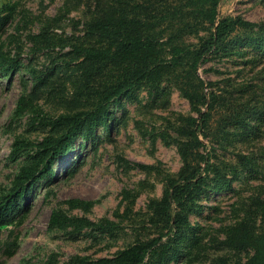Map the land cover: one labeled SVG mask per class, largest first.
<instances>
[{"label": "rangeland", "instance_id": "rangeland-1", "mask_svg": "<svg viewBox=\"0 0 264 264\" xmlns=\"http://www.w3.org/2000/svg\"><path fill=\"white\" fill-rule=\"evenodd\" d=\"M184 0H0V48L15 65L0 67V190L31 162L32 147L11 158L16 140L36 143L60 134L53 120L62 113L93 110L127 70L117 62L94 61L74 46L113 44L88 24L106 15L133 19L170 59L171 46L194 49L211 29L184 18L152 23ZM219 17L239 16L264 24V0H220ZM196 75L205 92L219 95L206 136L213 162L202 188L179 211L187 223L173 241L159 246L149 264H236L252 249L227 243L228 228L242 220L264 222V28L237 27L225 44L200 63ZM187 63L152 84L142 82L115 97L89 137L79 134L52 175L34 182L0 231V264H64L72 256L111 257L137 242L166 233L151 220L148 203L159 199L167 176L183 160L176 131L195 115L180 86L198 87ZM201 88V87H200ZM20 97L28 102L16 116ZM201 150V149H199ZM200 164L196 155L188 157ZM80 199L90 205L71 206ZM53 211L106 223L104 228L49 227ZM166 235L162 242H166Z\"/></svg>", "mask_w": 264, "mask_h": 264}, {"label": "trees", "instance_id": "trees-1", "mask_svg": "<svg viewBox=\"0 0 264 264\" xmlns=\"http://www.w3.org/2000/svg\"><path fill=\"white\" fill-rule=\"evenodd\" d=\"M220 0H184L174 6L168 13L152 23L158 25L162 20L184 18L188 23L209 28V36L200 38L194 49L182 46H171L170 59H165L162 50L157 47L151 34H143L132 19L124 16L106 15L104 18L88 24L90 33H99L113 44L102 47L74 46V52L81 53L86 59L94 61H113L127 66L120 80L112 84L103 99L93 110L77 113H62L53 124L62 129L60 134H48L38 142L16 140L12 144L11 158L17 157L27 147H32L31 162L19 168L15 179L8 189L0 190V231L11 221L15 210H19L25 192L31 185L44 177L52 175L53 165L57 159L68 153L73 141L82 134L89 137L99 125L107 111L108 103L115 97L125 94L130 88L142 82L158 83L170 70L187 63L188 68L196 75L197 67L206 61L208 55L221 48L230 34L237 28H264V24L250 22L239 16L219 17L217 6ZM15 65L14 60L6 56L0 48V67ZM198 86H180L182 96L188 101L195 115L185 118L184 124L176 131L187 137L177 142L178 152L183 160L182 167L175 175L167 176L159 199L148 203L151 220L163 222L166 233L147 241L137 242L111 257L91 259L87 256L74 255L64 264H149L148 258L157 254L158 247H167L172 241L171 234L187 223L180 208L194 199L195 194L205 184L211 173L221 175V171L213 162V148H207L200 136H206L210 111L219 95L214 90L205 92L204 81L196 75ZM201 87V88H200ZM28 102L20 97L15 115H20ZM201 149V150H199ZM196 155L200 164L193 165L188 157ZM71 206L90 205L91 202L80 199L68 201ZM106 223L92 221L86 217L68 216L61 211H53L48 219L49 227L72 228L80 231L86 228H104ZM226 241L233 246L252 249V254L244 261L236 264H264V222L257 228L254 223L242 220L228 228ZM167 236L166 242L162 238Z\"/></svg>", "mask_w": 264, "mask_h": 264}]
</instances>
